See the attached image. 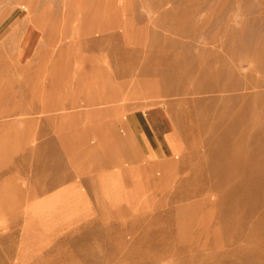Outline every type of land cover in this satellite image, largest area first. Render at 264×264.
Listing matches in <instances>:
<instances>
[{
    "label": "rangeland",
    "instance_id": "rangeland-1",
    "mask_svg": "<svg viewBox=\"0 0 264 264\" xmlns=\"http://www.w3.org/2000/svg\"><path fill=\"white\" fill-rule=\"evenodd\" d=\"M0 264H264V0H0Z\"/></svg>",
    "mask_w": 264,
    "mask_h": 264
},
{
    "label": "bare ground",
    "instance_id": "bare-ground-1",
    "mask_svg": "<svg viewBox=\"0 0 264 264\" xmlns=\"http://www.w3.org/2000/svg\"><path fill=\"white\" fill-rule=\"evenodd\" d=\"M101 82H102V81H101ZM85 89H86V88H85ZM74 98H75V96H74ZM112 98H113V97H112ZM105 100H106V98H105ZM107 100H109V99H107ZM103 134H104V133H103ZM100 137H101V136H100ZM99 139H100V138H99ZM99 139H98V140H99Z\"/></svg>",
    "mask_w": 264,
    "mask_h": 264
}]
</instances>
